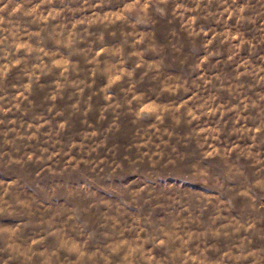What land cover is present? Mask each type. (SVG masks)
<instances>
[{
	"label": "clouds",
	"instance_id": "9594fccd",
	"mask_svg": "<svg viewBox=\"0 0 264 264\" xmlns=\"http://www.w3.org/2000/svg\"><path fill=\"white\" fill-rule=\"evenodd\" d=\"M125 121L126 160L220 196L93 225L0 184V264H264V0H0V166L97 165Z\"/></svg>",
	"mask_w": 264,
	"mask_h": 264
},
{
	"label": "rangeland",
	"instance_id": "374dc122",
	"mask_svg": "<svg viewBox=\"0 0 264 264\" xmlns=\"http://www.w3.org/2000/svg\"><path fill=\"white\" fill-rule=\"evenodd\" d=\"M167 26L162 23L161 33ZM163 41V35L159 37ZM185 52L188 43L184 42ZM247 53H245L246 55ZM166 67L168 71L179 73L182 66L176 60V54L169 51L166 54ZM150 86L147 82L142 86ZM125 130L120 136L114 138L121 147L118 153L102 151L98 157L97 165L87 166L81 164L79 168H65L61 161L59 166L49 165L40 167L30 165L26 168L4 165L0 166V184L7 186L16 183L15 190L25 198L37 203L43 213H65L76 207L88 206L91 208L85 217L95 225L101 213H122L123 218L131 221L134 216L154 210L155 218L162 219L180 209L181 203H187L197 198L217 197L220 192L211 185L198 180L189 173L186 166H158L153 168L148 163H130L124 157L123 145L126 143L130 126L124 122ZM111 147V142L109 144ZM77 155V153H73ZM103 160V163H99ZM51 167L52 171L45 170ZM239 187L231 181L227 189ZM140 192L144 197L152 196L154 200L133 201L132 194ZM159 207H154L156 202ZM178 201V202H177ZM264 204V197L259 199ZM244 204L239 203L237 212L233 215H243ZM6 224H14L13 218L2 217Z\"/></svg>",
	"mask_w": 264,
	"mask_h": 264
}]
</instances>
